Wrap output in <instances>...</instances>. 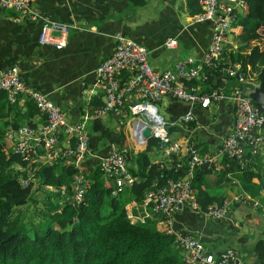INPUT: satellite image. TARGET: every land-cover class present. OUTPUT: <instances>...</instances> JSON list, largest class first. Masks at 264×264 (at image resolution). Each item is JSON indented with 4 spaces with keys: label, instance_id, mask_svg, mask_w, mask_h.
Returning <instances> with one entry per match:
<instances>
[{
    "label": "crops",
    "instance_id": "crops-1",
    "mask_svg": "<svg viewBox=\"0 0 264 264\" xmlns=\"http://www.w3.org/2000/svg\"><path fill=\"white\" fill-rule=\"evenodd\" d=\"M223 1L229 3L233 0ZM32 6L41 17L68 24L65 46L59 48L38 43V20L32 21L10 9H0V69L15 66L22 82L64 110L70 124L81 120L85 111L103 100V90L97 85L94 68L111 54L115 34L129 37L144 46L149 65L157 71L171 69L186 57L199 60L210 36L209 21H190L193 14L189 13L186 0H144L136 6L127 0H32ZM240 14L241 8L237 7L236 18ZM232 26L225 36L224 52L237 48L231 33ZM170 38L175 39L176 45L166 48L164 41ZM237 67L236 63L231 67L219 66L215 73L217 82H220L215 90L224 91L223 94L227 95L211 102L208 108L188 105L170 97L162 98L155 106L161 111L158 114L166 122L171 140L190 144L200 155H211L210 162L205 165L210 167L209 173L201 185L211 198L210 203L222 198L231 199V196L242 192L250 201L231 199L227 213L218 219L209 218L200 208L191 210L181 206L167 222L163 215L155 214L150 207L132 202V199L125 202L124 208L131 216L127 217L130 223H146L164 231L170 227L172 231L191 234L206 252L214 255L232 249L237 256L234 264H264V172L260 181L256 177L251 178L253 184H261L254 195L242 190L233 173L220 177L223 169L218 153L220 141L234 122L233 104L228 94L233 87L241 89L245 83L257 87L254 81L257 70L248 65L242 81L238 78L241 82L237 77L230 78V71ZM190 82L188 84L193 85ZM195 82L199 83V79ZM196 86L203 89V86ZM85 89H92L93 96L86 94ZM250 92L246 87L242 93L250 98ZM135 97L128 96L127 102L132 103ZM30 104L25 98L12 108H1L0 129L5 132L17 120H20L19 124L29 122L35 127L42 123L43 117L36 110L31 117L26 116ZM187 111L192 114L193 121L184 123L181 116ZM136 117L127 113L121 118L107 115L87 121L90 155L83 159L81 165L85 175L96 167L97 159L107 153L109 143H119L122 129L129 134ZM120 120L122 124H119ZM171 122L174 124L170 125ZM59 140L61 146L71 143L64 134L59 136ZM144 147L145 144H135L128 157V165L134 171L135 158ZM153 147L155 145L146 152L147 160L163 162L162 151L157 146V150H153ZM245 152L249 153V149L246 148ZM258 158L264 161V148L259 150ZM252 170L255 171V167ZM252 202L256 205L252 206Z\"/></svg>",
    "mask_w": 264,
    "mask_h": 264
},
{
    "label": "built area",
    "instance_id": "built-area-1",
    "mask_svg": "<svg viewBox=\"0 0 264 264\" xmlns=\"http://www.w3.org/2000/svg\"><path fill=\"white\" fill-rule=\"evenodd\" d=\"M196 3L199 12L191 15L190 21L211 23L208 45L199 60L186 57L176 62L171 69L157 71L149 65L144 46L129 37L115 34L111 54L99 61L94 68L97 85L103 90V100L100 105L85 111L81 120L74 124L66 121L65 111L57 104L40 91L25 85L15 66L0 69V90L6 93L7 100L12 103L26 98L43 117L42 123L35 128L18 127L6 133V137L4 135L6 139L14 141V150L20 155L21 160L28 162L9 166L21 173L18 179L22 187L30 185L32 191L34 183L38 182L36 178L38 166L48 165L59 159L73 171L71 176L73 201L76 204L80 202L84 187L89 185L81 167L83 159L90 155L87 121L107 115L121 118L128 113L137 116V120L129 128V136L134 145L144 144L142 131L144 127H148V138L157 139L156 146L165 157L163 162H159L160 165H167L173 171L180 167L186 169L185 175L180 178L166 179L160 185L153 182L145 192L141 205L150 207L154 213L163 214L166 222L181 206L199 210L190 179L193 169L210 162L211 155H200L190 144L171 140L166 122L158 115L155 104L164 97H170L188 105L197 104L201 108H207L211 102H216L227 95L223 94V90H220L222 93L215 89L207 95L201 93L196 85L188 83L195 79L205 81L209 73L219 68L227 30H230L237 19V7L240 8L242 0H233L229 3L223 0H196ZM0 9H10L32 21L38 20V43L59 48L65 46L68 24L41 17L33 8L32 0H0ZM175 45L176 41L173 38L164 41L166 48ZM233 73L234 71H230V74ZM237 77L241 79L239 75ZM85 92L93 93L91 90ZM134 95L135 100L128 103L127 97ZM228 97L233 104L234 122L228 134L221 139L218 153L234 158L242 167L245 163L246 148L251 153H257L262 148L264 111L258 113L251 99L243 94L239 87H233ZM181 120L184 123L193 121L190 111L185 112ZM119 124H122V120ZM172 124L174 123L171 122L170 125ZM61 134L70 138L71 143L60 147ZM125 153V148L112 142L108 144L107 153L99 158L98 164L104 178L111 181L109 194L112 197L124 191L132 182L126 168ZM38 183L47 191H56L51 186ZM59 191L62 193L63 188ZM231 197L232 200L244 202L249 198L244 192ZM231 199L222 198L209 203L202 211L209 218H222L227 213ZM251 204L255 206L256 202ZM126 217L131 216L126 214ZM165 232L174 235L175 242L182 249L185 264H234L237 260L236 252L232 249H225L213 255L206 252L202 244L191 234L172 231L170 227Z\"/></svg>",
    "mask_w": 264,
    "mask_h": 264
},
{
    "label": "trees",
    "instance_id": "trees-1",
    "mask_svg": "<svg viewBox=\"0 0 264 264\" xmlns=\"http://www.w3.org/2000/svg\"><path fill=\"white\" fill-rule=\"evenodd\" d=\"M127 1L136 6L144 0ZM186 7L191 14L199 12L196 0H186ZM240 8L241 14L231 28L237 48L223 51L219 66L231 67L233 63L238 65L230 78L236 74L244 78L247 65L251 69H256L254 81L264 92V0H242ZM216 71L209 73L205 81L196 83L193 80L190 83L203 86L202 91L199 89L200 92L209 95L220 82L216 80L218 76ZM237 80L241 82L238 77ZM16 103L9 102L6 93L0 90V109L12 108ZM98 105L100 103L96 106ZM27 110L26 116L31 117L36 109L30 104ZM19 123L20 120L13 122L11 128L16 129ZM27 125L35 128L29 122ZM262 129L264 130V124ZM3 134V130L0 129V264H185L182 249L175 242L173 234L146 223H130L125 213V202L132 199V202L141 203L153 182L160 185L166 179H176L185 175L184 167L173 171L167 165L161 166L160 163H151L147 160L146 152L151 146L157 145V139L150 137L145 141L144 149L138 152L135 158L134 171L128 165V157L135 145L129 134L124 129L121 130L117 145L126 150L125 163L132 182L128 188L114 197L109 194L111 181L104 178L98 164L99 159L96 167L86 175L88 181L86 183L89 185L84 187L82 199L77 204L73 201L71 167L59 159L48 165H39L36 173L38 182L43 186H51L56 191H43L46 208L40 218L45 217L48 210L49 222L43 228L35 223L29 224L28 235L23 232L24 222L28 221L26 215L20 213L23 207H20L19 213L15 215L13 210L26 204L32 192L30 185L25 187L20 185L18 170L9 168L11 164L28 162L21 160L20 155L14 150V141L6 139ZM246 153L242 167L234 158L222 155L223 169L220 177L233 173L242 190L254 195L261 184H253L251 178L256 177L258 181L262 179L264 161L259 160L258 153ZM253 167L255 171L252 170ZM209 168L203 165L194 168L190 179L201 210L211 202L207 192L201 188ZM60 188H63L62 193L59 191ZM48 193L59 197V202H55L51 208H47L50 202ZM155 214L163 215L160 212Z\"/></svg>",
    "mask_w": 264,
    "mask_h": 264
},
{
    "label": "rangeland",
    "instance_id": "rangeland-1",
    "mask_svg": "<svg viewBox=\"0 0 264 264\" xmlns=\"http://www.w3.org/2000/svg\"><path fill=\"white\" fill-rule=\"evenodd\" d=\"M157 106H158V104H157ZM157 111H158L159 114H161V111L159 110V108L157 109ZM19 125L21 127H28L29 126L27 124H19ZM10 130H14V129H12L11 127L10 128H7L5 130V134L8 133ZM5 137H6V135H5ZM67 144H65V145H67ZM59 146L61 147V145H59ZM156 148L157 147L155 145V147H153L152 149L155 150ZM251 154H255V153H251ZM147 156H149L150 158L153 157V155H151V154H148ZM20 175H21V173L18 174V176H20ZM43 190H45V189H43L39 185L38 182H35L34 183V188L31 191L32 193L30 195V199H28L27 202H26V204H24L23 206H17L13 210V215H15V214L19 213V208L20 207H23V209L20 211V213L23 212V216L26 215V217L28 219V221H26V222L23 221L25 223V228H23V232L26 233V234H28V235L30 234V232L28 231L30 229L29 224L35 223L38 226H40V228H43V227H45V224L49 222V219L47 217L48 210H46V212H45L46 213L45 217L40 218L41 217V213L44 212L45 211V208H46L44 206L45 205V199H46V197H45V194L43 193ZM48 194L50 196V202L47 204V208H51V206L55 202H57V199L55 198V195H53L51 193H48ZM58 199H59V197H58Z\"/></svg>",
    "mask_w": 264,
    "mask_h": 264
},
{
    "label": "water",
    "instance_id": "water-1",
    "mask_svg": "<svg viewBox=\"0 0 264 264\" xmlns=\"http://www.w3.org/2000/svg\"><path fill=\"white\" fill-rule=\"evenodd\" d=\"M238 74L235 75L237 77ZM248 87L251 92L249 93L251 101L254 103L255 107L259 112L264 111V92L261 91L258 87L252 86V84L245 83L244 86L241 88V91L244 92L245 88ZM142 136L147 138L149 137V129L148 127H144L142 131ZM206 163L203 164L205 167Z\"/></svg>",
    "mask_w": 264,
    "mask_h": 264
},
{
    "label": "clouds",
    "instance_id": "clouds-1",
    "mask_svg": "<svg viewBox=\"0 0 264 264\" xmlns=\"http://www.w3.org/2000/svg\"><path fill=\"white\" fill-rule=\"evenodd\" d=\"M10 67V66H9ZM5 68H7V67H5ZM85 90H91V92H93V90L92 89H85ZM94 93V92H93ZM93 93H89L88 95H90V96H93ZM87 94V93H86ZM101 103V102H100ZM158 113V112H157ZM159 115V114H158ZM160 116V115H159ZM160 118H161V116H160ZM136 121V120H135ZM19 127V126H18ZM17 127V128H18ZM21 127V126H20ZM3 135H5V132H4V134ZM130 137V136H129ZM143 137V136H142ZM143 138H145V137H143ZM148 139V137L147 138H145V141ZM144 144H145V142H144ZM262 149V148H261ZM260 150V149H259ZM258 150V151H259ZM258 151H257V153H258ZM12 165V164H11ZM10 165V166H11ZM10 168V167H9ZM12 169H14V168H12ZM14 170H16V169H14ZM43 191H47V190H43Z\"/></svg>",
    "mask_w": 264,
    "mask_h": 264
}]
</instances>
